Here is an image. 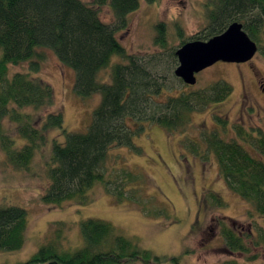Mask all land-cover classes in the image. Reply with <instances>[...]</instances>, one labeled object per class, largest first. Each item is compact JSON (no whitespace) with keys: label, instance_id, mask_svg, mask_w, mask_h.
<instances>
[{"label":"trees","instance_id":"obj_1","mask_svg":"<svg viewBox=\"0 0 264 264\" xmlns=\"http://www.w3.org/2000/svg\"><path fill=\"white\" fill-rule=\"evenodd\" d=\"M104 5L114 13L112 23L101 16L99 7ZM207 5L208 24L203 31L186 36L177 25L180 47L190 40H209L239 21L264 55V0H212ZM140 6L141 0H0V147L6 163L18 170H31L37 156L43 157L50 178L42 195L47 204L88 205L93 201L91 190L102 182L117 201L130 200L148 215L171 218L169 209L146 193V175L117 165L119 157L112 158L111 150L128 146L141 151L134 140L147 123L170 134L186 133L195 112L233 93V85L226 80L179 90L176 84L185 82L175 73L178 48L171 47V68L158 53L142 57L129 52L117 33L129 26L130 14ZM156 27V45L169 49L167 24L159 22ZM48 49L74 69L75 91L81 98L101 95L86 131L67 129L63 111L55 107L53 84L33 74L41 70ZM115 56L121 60L113 63ZM23 63L28 64L27 71H11V66ZM108 69L109 75L103 76ZM165 92L169 95L164 98ZM130 120L136 122L134 127ZM215 120L218 128H204L201 141L185 137L183 145L202 161L213 156L228 188L250 204L248 224L226 215L214 217L213 222L226 248L246 261L231 258L220 264H251L264 256V225L256 216H264V128L234 123L236 135L227 137L228 117L215 114ZM55 131L63 133L65 140ZM20 137L23 144L18 143ZM227 205L212 189L204 191L200 200L205 212ZM28 223L25 208L1 206L0 251L22 249ZM52 226L40 249L29 260L14 264H180L182 260V256L160 255L144 247L138 237L122 234L106 219L82 220V244L76 247L63 242L66 222Z\"/></svg>","mask_w":264,"mask_h":264},{"label":"rangeland","instance_id":"obj_2","mask_svg":"<svg viewBox=\"0 0 264 264\" xmlns=\"http://www.w3.org/2000/svg\"><path fill=\"white\" fill-rule=\"evenodd\" d=\"M209 2L212 0H159L155 3L141 0L140 8L130 14L129 26L117 34L132 54L144 57L158 53L163 64L171 68L174 65L171 47H180L177 25L184 28L186 36L203 31L208 24ZM99 8L102 18L112 23L114 13L110 6ZM159 22L167 24L169 49L155 43L158 34L156 25ZM46 52L47 58L41 70L33 74L53 84L55 107L63 111L67 129L86 131L101 95L81 98L75 91L74 69L64 65L54 51L48 49ZM118 60L121 58L115 56L113 63ZM27 70V63L11 66L12 72ZM102 75L108 76L109 69L103 71ZM197 76L195 85L186 87L187 84L182 82L176 86L179 90L200 88L216 80H226L233 85V93L224 101L211 104L207 110L195 112L193 126L186 133L170 134L159 125L147 123L146 129L134 140L141 151L128 146H117L111 150L112 158L119 157L117 165L146 175L149 179L145 186L146 193L153 195L156 203L165 205L172 213L171 218L148 215L130 200L117 201L106 192L102 182L91 190L93 201L88 205L76 202H66L62 207L47 204L43 202L42 195L50 184V178L43 157L40 154L37 156L31 170H18L6 163L5 153L0 147V207H23L29 219L25 245L19 250L0 251V264L29 260L48 240L56 221L66 222L63 239L66 247L81 245V221L90 217L111 221L122 234L138 237L144 247L157 254L182 256L180 264H220L231 258L245 263L242 254L232 253L226 248L213 219L226 215L248 224L250 204L228 188L213 156L206 162L202 161L185 148L183 140L191 137L201 141L204 128H218L215 114L228 117L230 128L225 134L227 137L236 135L234 123L264 128V55L259 51L250 61L241 63L221 60ZM167 95L168 92H165L162 96L165 98ZM129 123L133 127L136 125L132 120ZM53 134L59 135L61 141L65 140L63 133L55 131ZM24 142L20 137L18 143ZM245 145L259 155L252 145ZM209 189L223 196L228 203L226 208L206 212L200 208L203 192ZM256 216L264 225V216ZM187 249L191 252H186ZM163 264L175 263L166 261ZM251 264H264V256Z\"/></svg>","mask_w":264,"mask_h":264},{"label":"water","instance_id":"obj_3","mask_svg":"<svg viewBox=\"0 0 264 264\" xmlns=\"http://www.w3.org/2000/svg\"><path fill=\"white\" fill-rule=\"evenodd\" d=\"M259 51V45L244 29L233 22L223 33L209 40H190L177 50L179 64L176 75L188 85H195L198 73L218 61L247 62Z\"/></svg>","mask_w":264,"mask_h":264}]
</instances>
